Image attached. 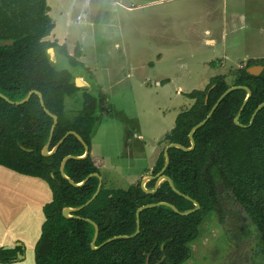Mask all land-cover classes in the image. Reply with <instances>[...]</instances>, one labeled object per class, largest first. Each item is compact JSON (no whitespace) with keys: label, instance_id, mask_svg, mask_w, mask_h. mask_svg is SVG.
Segmentation results:
<instances>
[{"label":"trees","instance_id":"1","mask_svg":"<svg viewBox=\"0 0 264 264\" xmlns=\"http://www.w3.org/2000/svg\"><path fill=\"white\" fill-rule=\"evenodd\" d=\"M46 0H0V165L19 174L45 181L52 192V201L43 208L44 223L35 247L36 264H185L192 255L191 244L199 237V228L210 213L217 216L232 248L249 241L250 257L243 264H264V69L251 75L247 69L262 66L249 63L237 70L233 86H245L251 97L241 112L237 126L234 119L247 97L244 89L229 93L219 104L205 125L198 128L191 151L171 148L169 165L164 173L167 180L155 193H146L138 183L128 189H109L102 182L96 199L82 210L63 215L65 208H79L97 192L103 159L91 155V136L97 123L96 100L84 95V107L73 120L65 114V99L80 89L71 73L56 69L47 50L54 45L45 41L54 29L47 15ZM73 65L77 64L69 59ZM231 86L225 76L213 78L204 91L188 95L194 105L176 118L175 127L165 140L168 144L191 147L189 134L210 113L218 99ZM42 95L44 106L38 95ZM57 116L49 151L69 132H76L89 147L69 135L58 150L44 156L54 125L46 110ZM65 175L61 174V164ZM165 166L164 152L152 173L158 174ZM223 188V198L219 194ZM155 181L152 182V190ZM188 215L176 213L159 205L140 213V232L131 238L107 240L118 236H133L137 230L138 208L158 203L173 205ZM229 201V207L224 205ZM98 227L95 243L91 248ZM23 253L21 247L0 248V263L10 264Z\"/></svg>","mask_w":264,"mask_h":264},{"label":"rangeland","instance_id":"2","mask_svg":"<svg viewBox=\"0 0 264 264\" xmlns=\"http://www.w3.org/2000/svg\"><path fill=\"white\" fill-rule=\"evenodd\" d=\"M46 5L60 58L55 66L89 72L92 80L98 123L91 155L103 159L100 176L113 180L109 189L140 183L152 191V182L161 184L149 178L160 173L152 170L170 145L165 138L176 118L195 103L188 95L204 91L217 76L233 87L237 70L264 61V0H46ZM77 94L66 103L70 120L84 107L82 92ZM248 243L232 248L210 213L185 264H243L250 257Z\"/></svg>","mask_w":264,"mask_h":264},{"label":"crops","instance_id":"3","mask_svg":"<svg viewBox=\"0 0 264 264\" xmlns=\"http://www.w3.org/2000/svg\"><path fill=\"white\" fill-rule=\"evenodd\" d=\"M53 22L55 23L54 20ZM54 40L55 25L46 41L54 45L47 50V54L51 64L57 69L55 65L59 62L60 58L55 53ZM69 72L74 79L75 85L80 89L75 94L82 92L83 98L85 94L92 96L90 94L92 80L89 78V72L79 73L76 70H74V73ZM78 97H80L79 94L67 97L64 103L65 107L67 101H71L72 99L77 100ZM65 114H69L66 108ZM97 123L95 126H97ZM102 182H104L103 179ZM110 182L111 185L107 184ZM104 183L107 188L113 187L112 179H107ZM51 201L52 192L45 181L19 174L0 165V248H9L10 250L21 247L23 249L22 254L21 252L17 253V256H23V260L19 262L14 261L10 264H35V247L41 236L45 220L43 208Z\"/></svg>","mask_w":264,"mask_h":264},{"label":"water","instance_id":"4","mask_svg":"<svg viewBox=\"0 0 264 264\" xmlns=\"http://www.w3.org/2000/svg\"><path fill=\"white\" fill-rule=\"evenodd\" d=\"M263 69H264V68H263L262 66H252V67H250V68L247 69V72H248L249 74H251V75H255V76H257V75H260V74L262 73ZM238 89H244V90L247 92V97H246V99H245V101H244V103H243V105H242V107H241V109H240L239 114H238V115L236 116V118L234 119V123H235L237 126H240V127H243V128L246 127V126L241 125V124L239 123V118H240L241 112L243 111L245 105L247 104L249 98L251 97V90H250L248 87H245V86H233V87H230V88H229L224 94H222V96L218 99V101L216 102V104L214 105V107L212 108V110L210 111V113L208 114V116H207L202 122H200L199 124H197V125L192 129V131L190 132V134H189V138H190V142H191V147H190V148H186V147H183V146L178 145V144H170L169 146H167L166 149H165V153H164V154H165V166H164V168L162 169V171H161L158 175H156L155 177H154V176H153V177H150L149 179L157 178V180H160L159 182L167 180V181L169 182L171 188H172L175 192H177L178 194H180V193L175 189V187H174V185H173L171 179H170L169 177H167V176L164 175V173H165V171H166V169H167V167H168V165H169V162H170V160H169V155H168V151H169L171 148H178V149H181V150H183V151H191L192 149H194V147H195V141H194V139H193V135H194L195 131H196L198 128L202 127L203 125H205V124L207 123V121L212 117L213 113L215 112V110L217 109V107L219 106V104L221 103V101H222V100H223V99H224L229 93H231V92H233V91H235V90H238ZM33 94H36V95L39 96V98H40V100H41V104H42V106H44V102H43V99H42V95H41V93H39L38 91H32V92H30L29 95H28L23 101L18 102V104H23V103L27 102V101L29 100V98H30ZM0 96H1L2 98H4L5 100H7L3 95L0 94ZM263 107H264V103H262L260 106H258V108L256 109L255 113H254L253 116H252V119H251L250 125L253 123V121H254V119H255L257 113H258ZM45 110H46V109H45ZM46 112H47V113L53 118V120H54V125H53L52 131H51L50 140H49L48 144H47V145L44 147V149L42 150V154H43L44 156H50V155L54 154V153L58 150V148L60 147V145L65 141V139H66L69 135H74V136H75V137H76V138H77V139H78V140L84 145V147H85V154H84V156L81 157V158L86 157V156L89 154V152H90L89 147L84 143L83 139H82V138H81L76 132H69V133H67V134H66V135L60 140V142H59V143H58V144L52 149V151H49V147H50L51 140H52V135H53V132H54L55 126H56V124H57V122H58V118H57V116H55V115L49 113L47 110H46ZM76 158H77V157H75V156H68V157H66V158L63 160V162H62V164H61V174H62V176H63L64 178H66V179H67L72 185L77 186V187L83 185V184L89 179V177H92V176L98 177L99 180H100V184H99L98 190H97V192L95 193V195H94V196H93V197H92V198H91L86 204H84L83 206H81V207H79V208H76V209H73V208H65V209L63 210V215H64L65 217H67V218H71V217H72V216H71V213L78 212V211L82 210L83 208H85L86 206H88L90 203H92V202L96 199V197L98 196V194L100 193V191H101V189H102V185H103V184H102V178H101V176L98 175V174H92L91 176H89V177H88L83 183H81L80 185H77V184H75L73 181H71V180L65 175V173H64V165H65V162H66L68 159H76ZM159 184H160V183H158V185H157V186L155 187V189L152 190V191H148L147 189H145L144 185H142L141 188H142L146 193H150V194H152V193H155V192H156V190H157ZM221 189H222V186H219V190H221ZM186 198L193 202L195 208H194L193 210H191V211L184 212V213L179 212V211H178L173 205L168 204V203L151 204V205H145V206H142V207L138 208V210H137V212H136V218H137V230H136L135 234H134L133 236H118V237H114V238H112V239L107 240V241H106L104 244H102L101 246H103V245H105L106 243H109V242H111V241H113V240H115V239H120V238H131V237H134V236L138 235L139 232H140V213H141L143 210H145V209H148V208H151V207H155V206H159V205H164V206L170 207V208L173 209L176 213L181 214V215H188V214H190V213H192V212H195V211H197V210L200 209V205H199L196 201H193V200L190 199L189 197H186ZM92 224L94 225V227H95V229H96V232H95L94 240H93V242H92V244H91V248H92L93 250H97V249H99V248L101 247V246H100V247H96V246H95V243H96V240H97V236H98V227H97V225H96L95 223H92ZM6 249H9V248H6ZM19 257H23V256H19Z\"/></svg>","mask_w":264,"mask_h":264},{"label":"flooded vegetation","instance_id":"5","mask_svg":"<svg viewBox=\"0 0 264 264\" xmlns=\"http://www.w3.org/2000/svg\"><path fill=\"white\" fill-rule=\"evenodd\" d=\"M219 189V188H218ZM223 193H224V191H223V188L221 189V190H219V194H220V198L222 199L223 198ZM224 205L225 206H227V207H229L228 205H229V201H226V200H224Z\"/></svg>","mask_w":264,"mask_h":264},{"label":"bare ground","instance_id":"6","mask_svg":"<svg viewBox=\"0 0 264 264\" xmlns=\"http://www.w3.org/2000/svg\"><path fill=\"white\" fill-rule=\"evenodd\" d=\"M79 83H81L80 81H78ZM82 84V83H81Z\"/></svg>","mask_w":264,"mask_h":264}]
</instances>
